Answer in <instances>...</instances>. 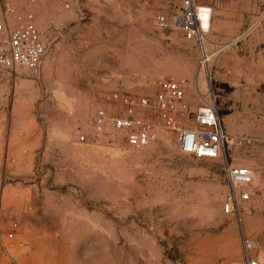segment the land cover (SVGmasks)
I'll return each instance as SVG.
<instances>
[{
	"label": "rangeland",
	"instance_id": "obj_1",
	"mask_svg": "<svg viewBox=\"0 0 264 264\" xmlns=\"http://www.w3.org/2000/svg\"><path fill=\"white\" fill-rule=\"evenodd\" d=\"M195 2L210 10L204 68L192 42L155 24L182 0H36L47 53L36 74L0 80V264H232L245 240L264 264V0ZM71 8L80 27L48 26ZM208 76L220 159L181 154L170 130L144 148L79 140L109 93L152 96L161 81L186 79L196 108ZM19 131L33 137L29 158L14 154ZM227 164L253 173L251 213L221 212Z\"/></svg>",
	"mask_w": 264,
	"mask_h": 264
},
{
	"label": "built area",
	"instance_id": "obj_2",
	"mask_svg": "<svg viewBox=\"0 0 264 264\" xmlns=\"http://www.w3.org/2000/svg\"><path fill=\"white\" fill-rule=\"evenodd\" d=\"M0 0V80L14 74L16 69H26L36 74L47 53V40L39 31L31 7L36 0ZM69 6L65 5L67 9ZM210 10L200 7L195 0H182L180 10L173 20L157 15L156 26L161 30L173 29L184 40L192 42L199 51L198 65L204 68L210 59L204 48V36L208 26ZM190 82L186 79H166L160 82L152 96H139L113 92L103 99L92 119L78 128L79 140L86 143L114 145L120 139L133 148H144L152 144L158 131L176 133V147L183 155L199 160L221 158L225 145V134L218 115L212 78L207 77L206 94L197 88L202 101L194 108L187 100ZM198 86V85H197ZM228 193L221 206L224 215L251 213L253 173L246 167L225 165ZM253 243L245 240L240 261L232 264H262L251 255Z\"/></svg>",
	"mask_w": 264,
	"mask_h": 264
},
{
	"label": "crops",
	"instance_id": "obj_3",
	"mask_svg": "<svg viewBox=\"0 0 264 264\" xmlns=\"http://www.w3.org/2000/svg\"><path fill=\"white\" fill-rule=\"evenodd\" d=\"M64 17V18H63ZM81 17V12L78 9L71 8L65 15L62 17H59L57 20H50L49 27L51 28H59V29H65L67 32V29H77L80 27V23L83 22ZM31 134L24 136L21 131L17 134L18 143L17 145H14L13 148L16 149V152L14 154H20L22 156H26L29 158L31 156V150H32V141L31 139L33 137H30ZM35 138V137H34ZM9 148V141L7 145V149ZM10 149H8L9 152ZM12 162H15V158H12ZM28 169H30L28 167ZM112 264H162L161 261L158 260H114Z\"/></svg>",
	"mask_w": 264,
	"mask_h": 264
},
{
	"label": "bare ground",
	"instance_id": "obj_4",
	"mask_svg": "<svg viewBox=\"0 0 264 264\" xmlns=\"http://www.w3.org/2000/svg\"><path fill=\"white\" fill-rule=\"evenodd\" d=\"M202 24L204 25V26H208V28H209V21L207 20H204L203 22H202Z\"/></svg>",
	"mask_w": 264,
	"mask_h": 264
}]
</instances>
